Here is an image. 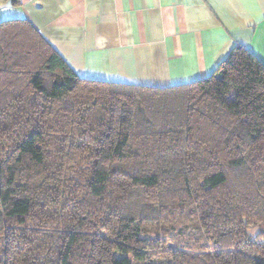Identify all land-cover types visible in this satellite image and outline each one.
Segmentation results:
<instances>
[{"label":"trees","instance_id":"trees-1","mask_svg":"<svg viewBox=\"0 0 264 264\" xmlns=\"http://www.w3.org/2000/svg\"><path fill=\"white\" fill-rule=\"evenodd\" d=\"M116 252L264 264V63L235 46L188 83L83 78L0 20V264H132Z\"/></svg>","mask_w":264,"mask_h":264},{"label":"crops","instance_id":"crops-1","mask_svg":"<svg viewBox=\"0 0 264 264\" xmlns=\"http://www.w3.org/2000/svg\"><path fill=\"white\" fill-rule=\"evenodd\" d=\"M9 0L80 77L169 86L210 75L235 46L264 63V0Z\"/></svg>","mask_w":264,"mask_h":264},{"label":"rangeland","instance_id":"rangeland-1","mask_svg":"<svg viewBox=\"0 0 264 264\" xmlns=\"http://www.w3.org/2000/svg\"><path fill=\"white\" fill-rule=\"evenodd\" d=\"M31 146L32 148L34 149H38L39 148V138L38 136H35L32 138V141H31ZM183 223V222H182ZM186 224H181L180 225V231L178 230H173V229H170L171 227H168V225L165 227L166 230L164 232H169L170 231H173L174 232V235L177 234L178 237H179V242L177 243L178 245H180L182 248H183V251H186V250H190L188 247L186 246H191L193 249L194 246H196L195 244V240L189 236V231L192 230V226L191 224H188V226L184 227ZM256 228L257 226H253L251 228H249V233L250 234H254V232L256 231ZM182 231V233H180ZM185 231L187 233H185ZM178 249V248H176ZM186 249V250H184ZM178 252L181 251V250H177ZM192 251H195V250H192ZM115 256L117 259H124L125 261H128V263H132V264H135V261L133 260V257L131 255H128V254H123V253H120V252H116L115 253ZM138 264H150V262H142V261H139Z\"/></svg>","mask_w":264,"mask_h":264}]
</instances>
